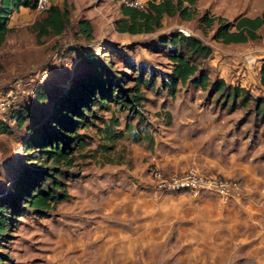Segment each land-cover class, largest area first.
<instances>
[{"label":"rangeland","instance_id":"1","mask_svg":"<svg viewBox=\"0 0 264 264\" xmlns=\"http://www.w3.org/2000/svg\"><path fill=\"white\" fill-rule=\"evenodd\" d=\"M53 1L59 5L65 2L70 18V24L57 36H42L36 42L30 22L8 23L11 30L0 44V96L10 93L15 102L26 103L28 92L37 84L52 95L63 93L71 78L88 69L76 63L79 51L86 49L100 59L121 87L130 88L134 77L144 78L139 88L143 98L134 107L108 101L86 113L87 120L78 129L84 144L74 151L72 165L62 167L56 175L68 198L42 217L31 211L16 215L10 230L0 238V264H98L94 260H101L100 255L96 257L97 245L106 242V236L86 230L95 226V212L101 211L112 185L128 192L153 185L151 172L155 168L164 174L193 168L235 178L243 192L264 190V90L257 76L264 30H256L259 37L255 40L222 43L212 39V29L202 31L196 19L204 11L228 21L241 15H264V0H196L190 20L162 16L159 28L135 34L112 31L109 20L118 4L109 1L102 11H95L97 23L88 41L72 31L85 1ZM176 27L209 46L210 53L194 57V75L169 88V45L163 40ZM251 48L256 63L248 68L242 57ZM201 72L207 78L204 88L192 82ZM216 78L239 87V95L232 100L210 89ZM243 96L246 103L240 100ZM41 110L48 112L47 107ZM36 118L42 119L41 114ZM10 125V132L0 133L1 187L8 186L24 163L23 132Z\"/></svg>","mask_w":264,"mask_h":264},{"label":"trees","instance_id":"2","mask_svg":"<svg viewBox=\"0 0 264 264\" xmlns=\"http://www.w3.org/2000/svg\"><path fill=\"white\" fill-rule=\"evenodd\" d=\"M196 0H145L143 8L119 4L120 17L113 20L117 32L149 33L160 27L162 16H176L190 20ZM34 0H0V44L11 30L7 26L8 16L19 7L32 9ZM198 27L211 30L212 39L222 43H243L259 37L256 30H264V15L252 17L241 15L228 21L220 15L204 11L197 18ZM70 24L69 10L65 2H52L47 9L38 12L28 27L36 42L42 36L59 35ZM76 36L88 41L92 39V26L88 19L79 18L72 26ZM164 43L169 45L168 59L171 64L166 81L169 88L184 83L197 71L193 58L205 57L210 47L197 37L177 31L167 34ZM74 50L69 47L68 50ZM76 63L88 66L81 76L71 78L63 93L52 95L43 85L37 84L29 92L26 103H17L0 114V133L11 130V124L22 130L20 145L23 151V165L8 186H0V238L10 230L14 217L31 211L42 217L58 202L66 200L68 194L56 175L62 167L72 165L74 151L84 144L78 129L85 123L86 113L95 106L115 101L121 106L134 107L143 98L139 90L144 78H132L130 88L121 87L117 79L102 64L100 59L86 49H81ZM1 67V65H0ZM258 83L264 90V57L257 69ZM206 74L198 73L192 79L195 85L205 87ZM210 89L230 97H237L241 89L216 78ZM245 96L241 100H245ZM48 102L49 105H45ZM243 103H246L244 101ZM47 107L48 112L42 113ZM256 111L262 112L259 106ZM41 114L42 119H37ZM116 123V120H111Z\"/></svg>","mask_w":264,"mask_h":264},{"label":"crops","instance_id":"3","mask_svg":"<svg viewBox=\"0 0 264 264\" xmlns=\"http://www.w3.org/2000/svg\"><path fill=\"white\" fill-rule=\"evenodd\" d=\"M84 1L78 13L89 20L93 33L95 11H102L109 1L118 4L109 20L112 31L127 33L113 30V20L121 16L120 0ZM37 13L21 6L8 16L7 26L32 22ZM112 187L101 211L95 212V226L86 228L106 236V242L97 245L101 260L95 258L96 263L264 264V190L241 191L222 203L213 193L161 192L150 183L133 192L120 191L118 184Z\"/></svg>","mask_w":264,"mask_h":264},{"label":"built area","instance_id":"4","mask_svg":"<svg viewBox=\"0 0 264 264\" xmlns=\"http://www.w3.org/2000/svg\"><path fill=\"white\" fill-rule=\"evenodd\" d=\"M53 2V0H34L32 7L36 12L44 11ZM126 6L135 8H143L145 0H120ZM175 31L184 35H188L185 29L176 27ZM251 48L243 54L244 65L251 68L255 65V55ZM263 54L260 57H264ZM260 58V59H261ZM15 105L14 97L10 94L0 96V114L6 112L9 108ZM151 179L153 186L161 192H175V191H188L192 195H197L200 192H208L215 194L220 202L226 203L231 198L237 197L241 194L242 186L235 178L226 177L223 175L208 173H199L193 168H189L180 173L164 174L158 169L151 172Z\"/></svg>","mask_w":264,"mask_h":264}]
</instances>
